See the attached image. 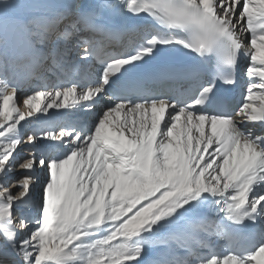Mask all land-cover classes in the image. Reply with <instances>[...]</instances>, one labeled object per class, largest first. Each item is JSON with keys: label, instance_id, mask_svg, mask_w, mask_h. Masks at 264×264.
<instances>
[{"label": "snow or ice", "instance_id": "obj_1", "mask_svg": "<svg viewBox=\"0 0 264 264\" xmlns=\"http://www.w3.org/2000/svg\"><path fill=\"white\" fill-rule=\"evenodd\" d=\"M0 264H264V0H0Z\"/></svg>", "mask_w": 264, "mask_h": 264}, {"label": "bare ground", "instance_id": "obj_2", "mask_svg": "<svg viewBox=\"0 0 264 264\" xmlns=\"http://www.w3.org/2000/svg\"><path fill=\"white\" fill-rule=\"evenodd\" d=\"M245 43H247V39L245 40ZM242 81H243V84H244L245 81L243 79H242ZM18 95L19 96H23L24 95V92H20ZM91 115H94V114H90V113H86V112H80V113H78V115L76 117H74L72 119L74 121H76L77 123H79L80 125H84L86 123V120H88L91 117ZM92 122H93V120L92 119L91 120L89 119L87 124H91ZM242 127H243V125H242ZM248 127L251 128L252 126L249 125ZM255 130L256 131H259V128L257 127ZM41 143L43 144L44 142H41ZM23 152H24L23 150H19L17 154L22 158L23 155H24ZM13 173L11 174L12 176L15 175ZM23 175H25L24 172L21 173V176H23ZM38 175L40 176L41 182H42L43 179H44V174L42 172H39L38 171ZM16 176H18V175H16ZM16 190L17 189L14 187L13 192H15ZM36 193H37V186H34V191H33L34 197H37V194ZM26 214H30V215H33V216L35 215L34 214V210H32V209L26 210Z\"/></svg>", "mask_w": 264, "mask_h": 264}, {"label": "rangeland", "instance_id": "obj_3", "mask_svg": "<svg viewBox=\"0 0 264 264\" xmlns=\"http://www.w3.org/2000/svg\"><path fill=\"white\" fill-rule=\"evenodd\" d=\"M90 120L92 119L93 121H94V119H95V116L94 115H91V117L89 118ZM88 119V120H89ZM25 147H27V145L25 144V145H22L21 147H20V149L19 150H24V148ZM24 153V152H23ZM23 157H24V155H23ZM23 157L21 158V159H23ZM23 171H20V170H18V171H14V173L13 174H15V175H11L10 177H9V180H15V179H19V177H21V173H22ZM16 175H18V176H16ZM43 182V181H42ZM14 189V188H13ZM13 189H12V191H13ZM39 192H40V188H38V190H37V198H38V195H39ZM34 214H36L35 213V211H34Z\"/></svg>", "mask_w": 264, "mask_h": 264}]
</instances>
